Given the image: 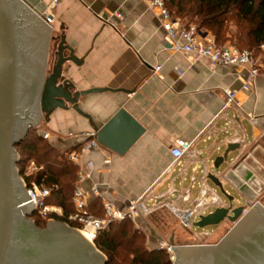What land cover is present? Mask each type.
<instances>
[{
  "label": "crops",
  "instance_id": "obj_1",
  "mask_svg": "<svg viewBox=\"0 0 264 264\" xmlns=\"http://www.w3.org/2000/svg\"><path fill=\"white\" fill-rule=\"evenodd\" d=\"M41 1L47 5L44 18L53 16L49 26L56 38L47 54V73L55 65L56 45L64 38L78 61L63 65L62 80L73 85L72 93L101 90L80 97V112L71 107L57 109L47 120L43 118L39 127L49 133L50 143L62 151L78 150L88 142L86 134L93 132V126L103 127L121 108L145 129L123 155L106 148H88L77 162L84 174L80 186L94 216H104V202L124 210L131 200L147 192L150 206L155 204L150 199L154 196L184 206L180 195H188L191 205L201 208V216L208 215L228 203L209 179L211 175L221 181L224 194L228 183L240 190L247 202L255 197L262 188L259 176L264 171L261 163L249 164L264 153L261 56L262 74L243 89L248 78L246 68L227 69L174 50L158 17L141 0ZM119 13L120 18L115 17ZM99 14L113 16L118 31L104 24ZM226 90L237 92L239 110L222 113ZM249 117L258 120L252 123ZM178 139L194 141L195 162L172 166L170 149ZM228 150L230 164L225 170H216V159ZM108 158L110 164L105 162ZM89 162L94 164L91 172ZM133 224L145 234L150 249L159 250L162 241L171 244L172 239L178 246V241L187 237L184 230H173L166 239L142 217ZM189 231L205 242L215 236L207 231L198 235Z\"/></svg>",
  "mask_w": 264,
  "mask_h": 264
},
{
  "label": "water",
  "instance_id": "obj_2",
  "mask_svg": "<svg viewBox=\"0 0 264 264\" xmlns=\"http://www.w3.org/2000/svg\"><path fill=\"white\" fill-rule=\"evenodd\" d=\"M46 11L41 0H0V264H107L96 245L68 223L50 220L45 228L37 226L31 218L35 204L18 167L16 145L32 127L57 109L80 112V97L101 91L72 93L73 85L62 80L63 65L78 61L64 38L47 73V54L56 38L44 22ZM93 132L104 148L123 155L145 129L121 108L103 127L93 126ZM230 150L216 159V170L228 161ZM209 179L225 192L217 177ZM227 222L234 226L214 245L177 246L172 239L175 264H264V206H238L228 197L226 206L200 216L195 226Z\"/></svg>",
  "mask_w": 264,
  "mask_h": 264
},
{
  "label": "trees",
  "instance_id": "obj_3",
  "mask_svg": "<svg viewBox=\"0 0 264 264\" xmlns=\"http://www.w3.org/2000/svg\"><path fill=\"white\" fill-rule=\"evenodd\" d=\"M165 1L174 18L196 23L198 28L212 33L218 45L234 41L238 49L248 51L264 46V0ZM39 131L40 127H32L27 137L16 145L21 158L20 173L24 175L25 166L31 160L42 166L40 172L25 176L27 185L35 182L49 188L57 186L46 203L60 207L63 213L51 214L49 218L78 227L69 216L75 211L73 196L79 166L68 161L67 151L54 147ZM31 218L40 228H45L49 221L38 211L33 212ZM94 244L107 257V264H172L166 250L148 248L145 234L136 230L130 220L112 223L97 236Z\"/></svg>",
  "mask_w": 264,
  "mask_h": 264
},
{
  "label": "built area",
  "instance_id": "obj_4",
  "mask_svg": "<svg viewBox=\"0 0 264 264\" xmlns=\"http://www.w3.org/2000/svg\"><path fill=\"white\" fill-rule=\"evenodd\" d=\"M147 7L156 14L162 27L167 32L168 37L171 40L172 48L176 51H180L186 54H191L196 58L208 60L210 63L221 66L223 68H246L248 70V78L243 83L242 88L248 89L252 82L262 74V65L259 62V57L253 52L248 50H240L236 46L230 44L218 45L215 37H211L208 33L198 28L194 24H188L182 22L180 19L174 18L166 6L165 0H141ZM98 18L107 25H110L118 31L119 25L116 24L113 16L97 15ZM121 14H116L115 17L120 18ZM45 22L50 25L53 21L52 15H47L44 18ZM264 49V46H261ZM160 69L159 67L156 69ZM226 100L222 110L225 113L228 109L239 110V103L237 102V92L234 90H226ZM221 113V114H222ZM252 123H256L258 120L255 117H249ZM89 139L88 142L80 149L70 151L66 153V159L74 164H77L79 159L84 155L86 149L94 148L98 150H104L105 148L97 141L96 133L86 134ZM49 133L44 134V139H49ZM194 141H188L183 139L176 140L175 144L171 147L170 152L173 157L174 165L185 166L188 163L196 161V155L193 152ZM106 163L111 162L108 158ZM43 169L42 166L37 165L34 161H29L26 165L24 173L38 172ZM94 169L93 162H89L88 170L91 172ZM84 177V174L80 171L78 173V181L75 186L73 204L75 211L69 216V220L75 222L80 233H85L90 236L91 242L94 243L97 236L109 228L112 223L122 222L130 220L133 223L136 222L138 217H142L148 220L149 216L161 208H167L179 221L180 225L184 229L192 230L196 227L195 224L199 221L201 216V208L191 205V201L188 195H180L184 206L180 204H173L167 202L162 197L154 196L150 198L155 202L154 206H150L146 202V198L149 197L148 192L138 199L131 200L128 206L124 210L116 208L109 202H104V216L96 217L89 211V203L86 192L81 188L80 181ZM246 187V183L242 184ZM33 182L30 186L25 184L28 195L31 196L30 201L35 204L33 212L38 211L42 218H49L51 214L60 215V207L49 205L46 203V199L50 196L53 188ZM96 192V190H94ZM254 204V203H252ZM139 228V227H138ZM174 245L167 241H162L160 250H166L169 254L170 261L175 264L176 256L173 250Z\"/></svg>",
  "mask_w": 264,
  "mask_h": 264
},
{
  "label": "rangeland",
  "instance_id": "obj_5",
  "mask_svg": "<svg viewBox=\"0 0 264 264\" xmlns=\"http://www.w3.org/2000/svg\"><path fill=\"white\" fill-rule=\"evenodd\" d=\"M188 22V21H187ZM188 24H194L198 27V25L196 23H188ZM232 26L231 23H229ZM203 31H206L205 29H202ZM224 44H230L233 46H236L234 41L230 42L227 41ZM251 52H253L255 55H257L258 57L261 56V58H263V49H253ZM43 123V122H41ZM41 127H43V124H41ZM42 130V129H40ZM264 145V144H263ZM17 150V149H16ZM18 152V151H17ZM238 152H235L234 154L231 155V158H233ZM19 154V152H18ZM20 155V154H19ZM258 161H255L254 159L251 160V163L249 162L250 165H254L256 164V162H258L259 164L261 163V165H263L264 167V153H260L257 156ZM34 161V160H32ZM35 162V161H34ZM231 159H229L227 162H225L222 166H221V170H225L227 169L228 165L230 164ZM29 162L26 164L28 165ZM260 166V165H259ZM26 167V166H25ZM40 172V171H38ZM37 172H28V173H24V175L22 176L23 179V183L27 184L25 181V176H30L32 174H36ZM260 177V181L263 183L262 188L259 192H257V194L255 195V197L253 199H249V202L251 203H255V202H259L262 206H264V171L261 174ZM225 188L227 190V195L222 193L221 190L220 194L228 201V197H231L234 199V205H238V206H242L245 205L247 203V200L245 199V197L242 195V192L234 187H232L231 185H229L228 183L225 184ZM232 190V191H230ZM148 220L151 222V224L153 225V227H155V229H157V231H159L161 233V235L168 239V237L170 236L171 232H173V230H184L185 234H187V237H185L186 239L183 241H178V246H199V245H214L217 244L234 226L232 223H222L218 226H208L205 228H198V227H193V229L191 230V233L198 235L201 234L205 231L210 232V234L215 235L214 237H211L207 240V242H205L204 239H199V237L194 236V235H190L188 232H190L188 229H184L179 221L172 215L171 212L169 211H164V212H154L153 214H151L148 218ZM57 221V220H56ZM49 222V221H48ZM76 228V227H75ZM203 243V244H202ZM148 246V244H147ZM149 248V246H148ZM150 249V248H149ZM160 250V248H159ZM167 252V251H166ZM169 255V254H168ZM170 260V257H169Z\"/></svg>",
  "mask_w": 264,
  "mask_h": 264
},
{
  "label": "bare ground",
  "instance_id": "obj_6",
  "mask_svg": "<svg viewBox=\"0 0 264 264\" xmlns=\"http://www.w3.org/2000/svg\"><path fill=\"white\" fill-rule=\"evenodd\" d=\"M232 191V190H230ZM82 235L88 240V241H91V238L89 235L85 234V233H82Z\"/></svg>",
  "mask_w": 264,
  "mask_h": 264
},
{
  "label": "flooded vegetation",
  "instance_id": "obj_7",
  "mask_svg": "<svg viewBox=\"0 0 264 264\" xmlns=\"http://www.w3.org/2000/svg\"><path fill=\"white\" fill-rule=\"evenodd\" d=\"M256 203H258V202H255L254 204H256Z\"/></svg>",
  "mask_w": 264,
  "mask_h": 264
}]
</instances>
